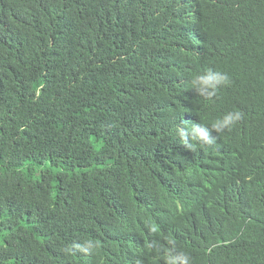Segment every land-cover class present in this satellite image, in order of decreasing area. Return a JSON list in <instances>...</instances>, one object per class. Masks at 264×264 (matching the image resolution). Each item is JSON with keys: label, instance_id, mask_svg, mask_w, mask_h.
Listing matches in <instances>:
<instances>
[{"label": "trees", "instance_id": "obj_1", "mask_svg": "<svg viewBox=\"0 0 264 264\" xmlns=\"http://www.w3.org/2000/svg\"><path fill=\"white\" fill-rule=\"evenodd\" d=\"M233 109L212 146L175 136ZM169 239L264 264V0H0V264H164Z\"/></svg>", "mask_w": 264, "mask_h": 264}, {"label": "clouds", "instance_id": "obj_2", "mask_svg": "<svg viewBox=\"0 0 264 264\" xmlns=\"http://www.w3.org/2000/svg\"><path fill=\"white\" fill-rule=\"evenodd\" d=\"M191 88L195 90L198 96L206 99L222 96L229 85L231 78L229 74L211 69L198 72L191 78ZM244 118V113L238 109H233L222 114L221 117L211 122V127L203 123H192L182 120L175 126V136L179 142L188 150H194L195 147L201 148L212 146L216 143L218 135L230 131L239 125ZM217 135H213L212 132ZM155 229H153L154 231ZM171 247L164 249L157 241L149 243L148 247L154 249L158 254H162L164 264H191L192 257L185 251L176 250L175 242L168 240ZM99 247V242L88 239L82 242H74L70 246L62 249L65 254L82 253L84 255H92Z\"/></svg>", "mask_w": 264, "mask_h": 264}]
</instances>
